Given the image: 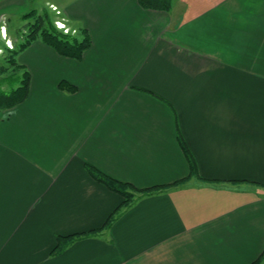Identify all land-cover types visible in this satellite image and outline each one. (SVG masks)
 <instances>
[{"label": "crops", "instance_id": "1", "mask_svg": "<svg viewBox=\"0 0 264 264\" xmlns=\"http://www.w3.org/2000/svg\"><path fill=\"white\" fill-rule=\"evenodd\" d=\"M49 2L91 44L17 55L30 86L0 111V264H264V0H0V26ZM86 163L168 186L105 228L122 197Z\"/></svg>", "mask_w": 264, "mask_h": 264}, {"label": "trees", "instance_id": "2", "mask_svg": "<svg viewBox=\"0 0 264 264\" xmlns=\"http://www.w3.org/2000/svg\"><path fill=\"white\" fill-rule=\"evenodd\" d=\"M139 5L145 9H154L168 11L170 10L173 0H137ZM23 21V27L28 30L16 47L6 48V63L0 61V86L3 81H9L8 88L0 87V111L9 109L25 100L29 93L30 74L27 69L17 62V55L26 49L33 41L39 40L50 46L59 55L79 60L83 52L90 46L91 40L88 31L81 27H75V34L72 32L63 33L53 25L52 17L46 7L41 9H30L19 16ZM10 71L7 76L5 73ZM5 75V76H3ZM58 88L73 93L76 86L66 80L58 84ZM177 140L183 154L189 165L190 174L197 175L195 160L191 155L187 144L180 133H177ZM85 169L96 181L105 185L108 189L118 193L122 200L108 217L103 227H108L125 209L130 207L136 200L155 193L168 185L151 186L148 188H137L128 182H123L108 176L98 170L95 166L86 163ZM177 182V181H176ZM175 182V183H176ZM102 228L71 234L68 236L57 237V242L52 250L53 253H59L64 250L70 243L77 238L94 234ZM258 261V260H257ZM254 264V263H253ZM256 264V262H255Z\"/></svg>", "mask_w": 264, "mask_h": 264}, {"label": "rangeland", "instance_id": "3", "mask_svg": "<svg viewBox=\"0 0 264 264\" xmlns=\"http://www.w3.org/2000/svg\"><path fill=\"white\" fill-rule=\"evenodd\" d=\"M52 6H55L54 3H48L44 5L49 10V13L53 20V25L56 29L62 31L65 33L62 29H59L56 25V22H61L65 25V28H69V32H72L75 34V27L73 23L66 21L61 14V11L59 8L56 7V9H53ZM40 8V7H38ZM42 8V7H41ZM58 11V13L56 12ZM23 21L19 19H11V24H7L6 22L3 23L2 26H0V61L1 63H6V48H13L16 47V45L19 43V41L23 38V36L27 33L28 30H26L23 27ZM67 33V32H66ZM10 71H7L5 75L9 74ZM3 75V76H5ZM9 81H3L1 84V88L6 89L8 88Z\"/></svg>", "mask_w": 264, "mask_h": 264}, {"label": "built area", "instance_id": "4", "mask_svg": "<svg viewBox=\"0 0 264 264\" xmlns=\"http://www.w3.org/2000/svg\"><path fill=\"white\" fill-rule=\"evenodd\" d=\"M53 9H56L55 6H52ZM58 13V11H56ZM56 25L59 29H62L65 33L69 32V28H65V25L61 22H56Z\"/></svg>", "mask_w": 264, "mask_h": 264}]
</instances>
